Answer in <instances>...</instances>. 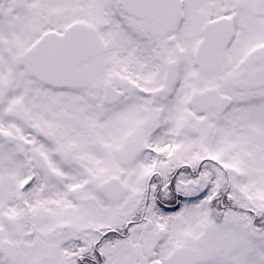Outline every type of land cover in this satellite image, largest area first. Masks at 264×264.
Segmentation results:
<instances>
[{
    "label": "snow or ice",
    "instance_id": "6c2138e0",
    "mask_svg": "<svg viewBox=\"0 0 264 264\" xmlns=\"http://www.w3.org/2000/svg\"><path fill=\"white\" fill-rule=\"evenodd\" d=\"M0 264H264V0H0Z\"/></svg>",
    "mask_w": 264,
    "mask_h": 264
}]
</instances>
